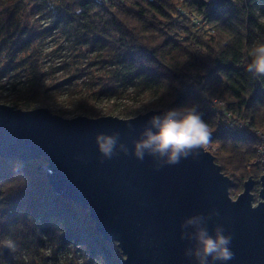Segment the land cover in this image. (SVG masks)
<instances>
[{"label":"trees","instance_id":"1","mask_svg":"<svg viewBox=\"0 0 264 264\" xmlns=\"http://www.w3.org/2000/svg\"><path fill=\"white\" fill-rule=\"evenodd\" d=\"M3 1L0 43L13 47L7 55L11 66H17V54L35 41L29 15L42 12L52 25L65 26L72 41L84 32L100 49V61L109 71L98 78L96 98L118 97L120 90L130 88L145 110L196 104L210 129L243 122L251 131L264 132V77L245 71L247 51L264 43V0H228L217 6L211 0H40L30 8L24 0ZM192 11L211 32L187 24L185 16ZM27 31V38L19 40ZM34 60L28 82L8 102L14 108L44 105L42 73ZM113 110L108 107L103 114ZM137 111L125 106L118 115L129 118ZM88 113L102 116L93 105ZM209 141L217 145L214 161L234 181L231 194L248 176L259 177L262 165L252 162L257 155L254 134L221 128ZM42 160L19 161L17 170V160L0 158V240L11 235L18 248L30 249L42 244L40 233L46 232L58 246L83 248L89 253L87 264H121L87 226L89 217L79 215L71 201L50 188ZM0 260H10L1 248Z\"/></svg>","mask_w":264,"mask_h":264},{"label":"water","instance_id":"2","mask_svg":"<svg viewBox=\"0 0 264 264\" xmlns=\"http://www.w3.org/2000/svg\"><path fill=\"white\" fill-rule=\"evenodd\" d=\"M211 1L217 6L228 0ZM147 115L68 119L44 107L22 110L0 103V158L45 159L50 188L87 209L95 233L116 243L121 264H194L183 256L189 242L179 238V226L186 218L213 211L218 215L208 221L209 230L218 224L233 237L235 258L227 264H264V174L253 205L254 180L248 176L242 191L231 198L234 182L203 148L196 158L159 171L151 158L141 162L131 154L99 163L95 135L119 132L131 152Z\"/></svg>","mask_w":264,"mask_h":264},{"label":"rangeland","instance_id":"3","mask_svg":"<svg viewBox=\"0 0 264 264\" xmlns=\"http://www.w3.org/2000/svg\"><path fill=\"white\" fill-rule=\"evenodd\" d=\"M39 1L24 0V3H29L27 7L30 8V6L35 5V2ZM48 1L56 2V0ZM1 3L0 6H2ZM2 9L0 7V14ZM29 17L35 27V41L34 43L27 44L26 51L17 54V57L20 58L17 66H11L7 58L9 51L13 49L12 45L5 47L4 44L0 43L1 104L6 102V105H9L8 102L12 101L28 82L29 75L32 73V69L30 68L31 63L35 59L34 61L37 62L39 71L42 73L40 85L44 90V105H38L35 108L44 107L51 113L68 119L79 115L90 117L88 111L92 105L101 111L102 116H105L103 113L106 111V108L113 106L114 110L110 116L118 118H123L118 115V112L125 106L137 109V114L148 111L141 107V103L136 99V95L130 88L120 90L118 97L105 96L96 98V93L100 86L98 78L109 71V65L100 61V49L92 43L87 33L80 32V36L75 42L69 37L65 26L52 25L50 18L43 15L42 12L31 13ZM185 19L187 24L191 23L192 28L198 30V32L205 29L211 32L209 27L205 25V22L202 21V18L194 11L188 13ZM27 35L28 31L19 40L27 38ZM16 36L18 35L16 34ZM142 101H145V96L142 98ZM150 101L154 102V100ZM149 110L161 109L152 108ZM221 128L229 131L225 129L224 124H219L214 129H211V134L219 132ZM203 149L213 156L217 153V145L210 141ZM42 161L43 165L41 168L45 170L46 161L45 159ZM253 161L256 162L255 159ZM252 162L247 164V167H251ZM263 174L261 171L260 175ZM224 175L230 178L228 174ZM259 177L256 180L251 177L254 183H257L253 185L251 190L254 198L252 201L253 205L258 200ZM241 191L242 187L235 194L229 192V195L234 199ZM71 208L79 215L88 216L86 208H82L73 202H71ZM86 224L88 227L93 228V223L90 219ZM8 237L14 238L11 235L5 238ZM40 237L42 244L34 245L30 249L27 247H17L14 252H9L5 249V255L6 253L7 255L9 254L10 260H0V264H87L86 261L89 258V253H86L83 248H79L78 245L58 246L57 239L51 237L46 232L40 233ZM107 246L121 259L123 258L115 242H107ZM92 264H99V262L95 260Z\"/></svg>","mask_w":264,"mask_h":264},{"label":"clouds","instance_id":"4","mask_svg":"<svg viewBox=\"0 0 264 264\" xmlns=\"http://www.w3.org/2000/svg\"><path fill=\"white\" fill-rule=\"evenodd\" d=\"M250 58L245 71L253 78L264 77V43L254 44L246 54ZM141 115H147L142 113ZM129 131L133 125H126ZM211 137V129L203 119L199 106H180L147 115L145 125L138 137L131 141V152L127 143L121 142L120 133H97L94 143L99 154V163L111 160L118 155L131 154L137 161L143 162L146 157L153 160V168L159 171L164 166H174L182 159L196 158ZM20 169L22 164L15 165ZM218 215L215 211L208 215H193L180 224L182 241H188L183 256L194 261V264H227L235 258L231 249L232 235L226 234L221 225H214L211 231L208 221ZM0 248L9 252L16 251L15 240L8 237L0 240Z\"/></svg>","mask_w":264,"mask_h":264},{"label":"built area","instance_id":"5","mask_svg":"<svg viewBox=\"0 0 264 264\" xmlns=\"http://www.w3.org/2000/svg\"><path fill=\"white\" fill-rule=\"evenodd\" d=\"M228 130H232L235 129L236 131L240 132V133H252L255 135V147H256V151H257V155H256V162H260L262 165V172L264 173V132H260L258 130L255 131H251L248 129V126L246 123L240 122L239 124H235L233 122L224 125ZM255 162V161H253Z\"/></svg>","mask_w":264,"mask_h":264},{"label":"bare ground","instance_id":"6","mask_svg":"<svg viewBox=\"0 0 264 264\" xmlns=\"http://www.w3.org/2000/svg\"><path fill=\"white\" fill-rule=\"evenodd\" d=\"M255 184V183H254Z\"/></svg>","mask_w":264,"mask_h":264}]
</instances>
